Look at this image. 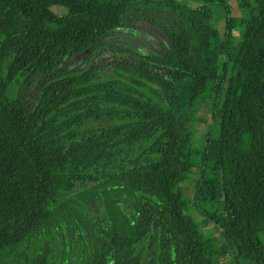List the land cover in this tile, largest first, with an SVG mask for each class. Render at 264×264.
Returning a JSON list of instances; mask_svg holds the SVG:
<instances>
[{
	"label": "trees",
	"instance_id": "obj_1",
	"mask_svg": "<svg viewBox=\"0 0 264 264\" xmlns=\"http://www.w3.org/2000/svg\"><path fill=\"white\" fill-rule=\"evenodd\" d=\"M190 1L0 0V264H264V0Z\"/></svg>",
	"mask_w": 264,
	"mask_h": 264
},
{
	"label": "rangeland",
	"instance_id": "obj_2",
	"mask_svg": "<svg viewBox=\"0 0 264 264\" xmlns=\"http://www.w3.org/2000/svg\"><path fill=\"white\" fill-rule=\"evenodd\" d=\"M182 1L183 3H186L187 5L191 6V7H198V4H196L195 2H192L190 0H179ZM231 6V15L234 17L239 16V12L235 6L234 2H230L229 3ZM199 8V7H198ZM203 10H205L206 12L209 11V9L207 8H203ZM212 26H211V30L218 28L217 23L213 22L212 20ZM238 31L235 29L234 30V35L237 36ZM121 58L119 56H116L112 53L109 52H101L99 55H97L93 61L94 65L97 66H105V65H112L115 64L118 60H120ZM195 117L196 120L193 122L191 133L193 135V144L197 145L200 140L201 137L205 136L209 130V126L210 123L212 122V116L209 110V104H202L200 105L199 108H197L196 113H195ZM202 142V141H201ZM212 163H209L207 168L209 171L212 170ZM183 170V174L185 176L188 175V172L185 169ZM209 179L204 180L202 182V188L206 189L207 187H209L210 184V177H211V173H209ZM190 178V182H188L185 187H184V196L187 197L189 200H192L193 196H194V192H195V187L196 184L194 183V181H196V179L198 178L197 175L195 174H190L188 176ZM189 215L192 217V219L199 224L200 226V231L202 233H204L206 236H211L213 237V239L215 240V244L220 245V243L222 242V237L220 234V231L217 227H215L212 223H204V220L198 215V213L195 211L193 204L191 203L189 205Z\"/></svg>",
	"mask_w": 264,
	"mask_h": 264
},
{
	"label": "crops",
	"instance_id": "obj_3",
	"mask_svg": "<svg viewBox=\"0 0 264 264\" xmlns=\"http://www.w3.org/2000/svg\"><path fill=\"white\" fill-rule=\"evenodd\" d=\"M220 264H235V261L233 258L224 259L223 261H220Z\"/></svg>",
	"mask_w": 264,
	"mask_h": 264
}]
</instances>
